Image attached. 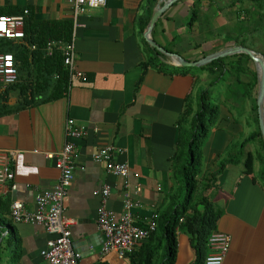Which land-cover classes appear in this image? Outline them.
<instances>
[{
	"label": "crops",
	"instance_id": "1",
	"mask_svg": "<svg viewBox=\"0 0 264 264\" xmlns=\"http://www.w3.org/2000/svg\"><path fill=\"white\" fill-rule=\"evenodd\" d=\"M154 1L106 0L103 6L86 10L79 16L84 26L76 29L74 40V64L81 76L56 99L0 116V150L12 152L13 173L12 180L0 183V217L5 221L2 233L12 237L0 264H48L39 251L50 234L36 224L13 222L7 212L13 200L32 211L34 194L55 183L54 158L45 154L60 150L68 117L85 128V133L73 140L74 174L63 200L64 215L73 220L68 229L72 246L79 253L78 264H131L132 255L141 262L147 245L158 240L162 224L182 198L181 179L171 166L177 135L175 121L184 107V98H193L196 76L189 69L158 67V63L175 65L167 56L150 49L142 37L145 26L140 31L141 18L148 15L149 19ZM192 1L177 0L169 5L150 31L158 45L187 60L204 55L197 43L190 47L184 42L190 37L184 28L189 27L177 21L190 10ZM201 3L199 0L197 4ZM8 6L26 9L31 20L70 19L65 0H0V7ZM173 32L180 39L174 41ZM145 61L149 63L142 71L139 64ZM14 102L15 96L11 95L8 104ZM222 112L202 146L204 160L197 178L213 165L232 134L239 131L230 115ZM105 144L114 148L113 161L127 165L124 182L107 173L103 162L92 160L91 153ZM238 164L225 163L205 191L220 211L215 229L230 236L222 264H264V188L242 167L230 174ZM103 184L109 186L106 208L120 213L127 197L136 203L131 208L136 225L144 226L148 221L155 224V236L136 243L122 257L100 249L103 236L95 226L100 198L92 191ZM175 244L173 264H191L194 253L180 228L175 231Z\"/></svg>",
	"mask_w": 264,
	"mask_h": 264
},
{
	"label": "trees",
	"instance_id": "2",
	"mask_svg": "<svg viewBox=\"0 0 264 264\" xmlns=\"http://www.w3.org/2000/svg\"><path fill=\"white\" fill-rule=\"evenodd\" d=\"M154 0H150L152 4ZM259 18L252 19L258 24L257 29L264 32V2L263 0H254ZM199 0L192 1V7L196 6ZM235 0L230 1L229 5L233 6ZM150 4V5H151ZM254 4V5H255ZM23 9L14 7H0V15L21 14ZM196 9H191V15L185 24L190 27L193 21ZM248 9L237 8L235 17L237 20L240 13L248 12ZM246 18V17H245ZM148 15L142 16L140 31L147 23ZM253 22V23H254ZM71 29L70 19L62 20H31L26 15L23 20V37L19 39L0 38V52L11 53L14 66L16 69V80L7 85L0 83V116L16 112L18 110L36 105L38 103L49 101L60 97L66 90L68 73L62 61V54L59 50L54 49L50 54H46L44 44L48 39H60L66 41L69 39ZM146 44V43H145ZM232 44L243 45V41H234ZM34 45V49H30ZM154 53L162 56L154 48H150ZM164 49L171 51L170 48ZM264 57V52L261 53ZM149 61L140 63L142 71ZM250 58L244 53H235L229 56L220 57L209 63L197 67L206 70L213 75L215 81L225 76L224 80H230L226 75H235L233 81H237L242 91L230 90L229 97L232 99L238 111H242V105L245 101L249 102L247 109V125H252V130L246 138L238 145L237 155L219 158L218 153L213 165L206 170L200 177H196L200 172L199 156L201 147L207 136V123H213L219 115L218 106L208 103V89H203L193 109L189 102L192 100L191 95L184 98V107L176 118L177 135L175 141V150L171 156V166L182 181L183 193L181 200L175 204L173 212L162 224L160 236L155 244L147 245L144 252L143 260L137 261L135 256L131 257V264H173L175 259L176 244L175 231L180 228L189 238L190 246L194 253V260L191 264H202L204 256L208 251L207 238L211 231L215 229L216 221L220 216V211L214 206L213 202L207 197L205 191L209 189L211 182L221 173L225 163H242V171L246 174L252 173V162L254 157L258 160L260 168L259 173L264 176V145L262 143L255 111V71L251 65ZM160 69L169 70H187V67L164 66L157 64ZM237 76V77H236ZM214 81L209 82V86ZM231 83V82H230ZM227 87V86H226ZM11 95L15 96V102L8 104ZM222 107V106H221ZM231 106L224 107L232 117ZM240 108V109H239ZM235 112V113H236ZM250 120V121H249ZM247 143H254L258 146L253 156L250 150L244 151L243 148ZM5 227V221L0 217V235ZM155 236L153 231L148 236V240ZM11 236H3L0 240V263L1 254L11 244ZM163 246V253L159 254V247ZM17 251L12 254L14 260ZM158 258V259H157ZM155 259V262H154ZM157 259V260H156Z\"/></svg>",
	"mask_w": 264,
	"mask_h": 264
},
{
	"label": "built area",
	"instance_id": "3",
	"mask_svg": "<svg viewBox=\"0 0 264 264\" xmlns=\"http://www.w3.org/2000/svg\"><path fill=\"white\" fill-rule=\"evenodd\" d=\"M70 8V36L66 41L60 39H48L44 44L46 54L57 49L62 54V61L67 69L68 80L65 92L69 89L81 72L74 64V40L76 29L84 26L79 21V16L86 10L103 6L106 0H65ZM26 9L21 14L0 15V38L19 39L23 37V20ZM30 45V49H34ZM16 69L11 53L0 52V83L11 84L16 80ZM85 133L83 125L76 124L73 118H66L63 126V142L60 150L56 153H46V157L54 158V168L57 170L55 183L44 190L36 192L33 196V210L23 208L19 200H13L9 204L8 216L13 222L31 223L41 226L50 237L46 239L44 247L39 251L48 264H78L79 253L73 248L69 237V225L72 219L64 215L63 200L67 188L73 180L74 174V141ZM113 146L105 144L91 153L95 162H103L106 172L125 181L128 175L127 165L111 159ZM12 152L0 150V183L10 181L13 173L10 167V155ZM14 188V184L10 185ZM94 195L100 198L97 209L95 226L102 234L101 251L106 253L113 251L118 257L130 253L135 244L148 238L155 230L153 221H148L144 226L134 223L131 208L136 203L125 197L122 201L120 213L106 208L105 200L109 194V186L103 184L99 189L93 190ZM230 236L227 233L214 229L207 238L208 251L202 264H222L223 258L228 251Z\"/></svg>",
	"mask_w": 264,
	"mask_h": 264
},
{
	"label": "rangeland",
	"instance_id": "4",
	"mask_svg": "<svg viewBox=\"0 0 264 264\" xmlns=\"http://www.w3.org/2000/svg\"><path fill=\"white\" fill-rule=\"evenodd\" d=\"M233 0H201V4H196L194 7H190L187 13H184V17L177 21L181 24H185L189 21L191 15V9H196V13L193 17V21L190 22V29L184 28V30L188 31L187 34L190 35L184 41L190 47H193L195 43L198 44L199 48L205 54H208L212 51H216L222 47L227 45H232L234 41H243L244 46L250 49H253L257 52H264V32L257 29L258 24L252 21V19L257 20L259 15L257 11H261L257 8L254 0H235L233 6H230L229 3ZM264 2V0H263ZM255 4V5H254ZM237 8H244L248 9L249 11L246 13H240L239 18H243V20H237L235 17V10ZM246 17V18H245ZM254 22V23H253ZM190 31H189V30ZM176 36H174V41H177L178 38L180 39V35L173 32ZM196 46V47H198ZM253 66V64L251 63ZM190 73H194L196 76V83L195 86L192 87L191 93L193 95L192 101L189 102L190 106L195 109L196 102L198 99L199 93L203 89H208V103L215 104L218 106L219 115L220 111H225L224 107L231 106L232 117H228L231 119L233 125H237L239 131L237 133L232 134V138L225 144L224 149L220 152L219 158L230 157L231 155L236 156L238 145L239 143L248 136L250 131L252 130V125H247V109L249 108V102L245 101L242 105V111H238L239 115H236V108L238 107V103H236V108H233L232 99H227L230 94V88L234 91H242V88L238 85L237 81H233L235 75H226L228 80H224V75L219 80L215 81L213 75L209 74L206 70L198 69L197 67H187ZM237 77V76H236ZM214 81L213 84L209 86V82ZM231 82V83H230ZM227 86V87H226ZM197 92V94H196ZM197 95V96H195ZM255 96V92H254ZM222 106V107H221ZM240 109V108H239ZM222 112V113H223ZM236 112V113H235ZM228 114L227 112H224ZM218 115V118H219ZM218 118L213 123H207V136L213 130L214 127L217 126ZM250 121V120H249ZM237 128L236 126H234ZM205 139V141H206ZM204 141V142H205ZM258 146L254 143H247L245 144L243 150H250L255 156V150ZM203 147H201V155L199 156V163H203ZM200 167V165H199ZM242 167V163L235 165L232 167L230 174H234L238 169ZM259 162L254 157L252 162V176L260 186L264 188V176L259 173ZM179 177V174L176 175ZM180 182V181H179ZM178 182V183H179ZM183 193V183L182 181L179 183ZM214 190V189H212ZM215 202V201H214ZM216 204H219L217 202ZM161 253H163V246L159 247V254L160 257ZM158 259V258H157ZM156 259V260H157ZM155 262V259H154Z\"/></svg>",
	"mask_w": 264,
	"mask_h": 264
},
{
	"label": "water",
	"instance_id": "5",
	"mask_svg": "<svg viewBox=\"0 0 264 264\" xmlns=\"http://www.w3.org/2000/svg\"><path fill=\"white\" fill-rule=\"evenodd\" d=\"M177 0H155L153 8L151 10L149 19L144 27L142 37L144 41L154 48L157 52L167 56L173 65L178 67H200L209 63L210 61L220 58L229 56L235 53H244L246 54L252 64L255 71V111H256V118H257V127L258 131L264 145V57L260 52H257L253 49L245 47L239 44H232L222 47L216 51L210 52L201 56L195 60H187L184 59L177 53L170 52L160 45H158L150 36V31L154 26L157 18L160 14L172 3ZM3 236V233L0 235V240Z\"/></svg>",
	"mask_w": 264,
	"mask_h": 264
},
{
	"label": "snow or ice",
	"instance_id": "6",
	"mask_svg": "<svg viewBox=\"0 0 264 264\" xmlns=\"http://www.w3.org/2000/svg\"><path fill=\"white\" fill-rule=\"evenodd\" d=\"M3 25L2 24H0V27H2Z\"/></svg>",
	"mask_w": 264,
	"mask_h": 264
}]
</instances>
